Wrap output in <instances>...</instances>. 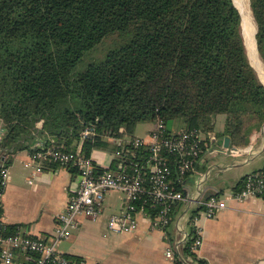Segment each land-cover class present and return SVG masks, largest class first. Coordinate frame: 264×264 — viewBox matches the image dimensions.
Returning a JSON list of instances; mask_svg holds the SVG:
<instances>
[{
    "label": "trees",
    "instance_id": "16d2710c",
    "mask_svg": "<svg viewBox=\"0 0 264 264\" xmlns=\"http://www.w3.org/2000/svg\"><path fill=\"white\" fill-rule=\"evenodd\" d=\"M250 7L264 62V0ZM112 36L120 42L88 61ZM260 79L234 0H0V162L10 166L41 139L67 151L82 143L87 157L117 151L122 145L112 139L123 142L158 119L171 135L180 128L207 134L218 115L226 118L221 143L229 137L247 148L264 126ZM89 127L96 134L84 138ZM175 169L173 186L184 192ZM17 230L0 225V236ZM193 240L183 248L188 264H206Z\"/></svg>",
    "mask_w": 264,
    "mask_h": 264
},
{
    "label": "crops",
    "instance_id": "0c3cea01",
    "mask_svg": "<svg viewBox=\"0 0 264 264\" xmlns=\"http://www.w3.org/2000/svg\"><path fill=\"white\" fill-rule=\"evenodd\" d=\"M225 120L224 115L216 117L214 130L205 136L203 155L181 186L185 193L194 197L208 195L209 198L219 194V197L228 199V209L212 219L199 215V223L195 226L193 204H182L176 209L173 223L166 231L140 218L135 232L117 234L109 229L108 221L125 210V197L120 195L118 211L114 212L113 198L106 195L101 217L91 220L81 216L71 236L58 244L59 251L84 259L86 264H172L167 256L169 247L183 234L191 235L201 229L202 246L197 257L206 264H264V200L230 199L234 188L247 174L264 169V126L252 135L250 152L240 149L234 154L230 150L224 152V140L220 141ZM153 129L142 138L148 139ZM2 135L0 121V137ZM211 135H216L218 140L213 141ZM114 152L96 149L92 156L103 170L115 169ZM28 156L25 150L11 157L3 194L2 221L20 226L33 238L52 240L57 217L66 210L70 192L78 187L77 174L61 166L53 169L47 164L43 171L33 175L34 171L26 167ZM228 184L232 190L230 194L224 190ZM20 256L17 255L13 264H26Z\"/></svg>",
    "mask_w": 264,
    "mask_h": 264
},
{
    "label": "built area",
    "instance_id": "2783aa9c",
    "mask_svg": "<svg viewBox=\"0 0 264 264\" xmlns=\"http://www.w3.org/2000/svg\"><path fill=\"white\" fill-rule=\"evenodd\" d=\"M156 123L148 139L132 137L123 142L112 139L116 145H122V149L114 152L115 169L108 168L102 172L93 156L83 154L82 143L75 151H67L55 145L54 141L41 139L32 146V152L26 150L29 155L26 167L34 171L33 175L43 171L47 164L57 163L66 169H75L78 187L70 192L66 210L57 217V229L52 240L33 238L25 234L20 226L16 233L0 236V264H13L18 253L29 257L28 264H86L84 259L66 257L59 251L58 244L71 236L81 216L91 220L101 217L105 196L110 191L121 192L125 197V210L111 216L108 221L109 229L117 234L135 232L140 218L166 231L173 223L176 209L182 204H193L195 226L199 223V215L212 219L228 209V199L214 195L208 199L202 195L194 197L177 190L171 180L173 163L181 183L195 169L204 153L206 133L197 128H181L171 135L162 119ZM95 134L94 127H89L83 132V137ZM211 139L217 141L218 137L211 135ZM243 149V152H250L249 147ZM229 150L237 154L240 149L238 152L230 148L223 151ZM8 178L9 167L0 162V208ZM29 182L32 183L31 180ZM247 198L264 200V169L247 174L242 186L230 195V199L235 201ZM136 202L140 205L136 206ZM0 225H4L2 220ZM201 233V229H197L194 235L183 234L169 247L167 256L172 264L189 263L183 248L192 237L191 250L198 254L202 246Z\"/></svg>",
    "mask_w": 264,
    "mask_h": 264
},
{
    "label": "rangeland",
    "instance_id": "374dc122",
    "mask_svg": "<svg viewBox=\"0 0 264 264\" xmlns=\"http://www.w3.org/2000/svg\"><path fill=\"white\" fill-rule=\"evenodd\" d=\"M235 2H236V4H238L239 7H242V6H245L246 8L249 7V10H250L251 16H252V18H251L252 21H251L249 30H250V33L254 34V41L256 42L255 34L257 31V27H256V23H255L252 11H251L250 0H236ZM243 30H244V38H245V42H246V46H247V35H246V30H245L244 24H243ZM120 40H121V38L119 36H112V37L108 38L96 51H94L89 56V58L87 60L88 61L100 60V59L104 58L105 55L107 54V52L110 49H112L117 42H120ZM256 46H257V44H256ZM248 56H249V59H250L252 65L256 68L259 77L261 78V80L264 83V62H263L262 58L260 57L259 52L258 51H256V52L252 51L251 53L248 52ZM156 122H145V123H141V124L137 125V127L134 130L133 136L134 137H145L146 134L151 129H153L157 126ZM182 129H184V128H182ZM130 138H132V136H130V135L126 137V139H130ZM224 190L226 191L227 194H230V192L232 191L231 189H229V184L225 185ZM120 195L122 197L123 194L121 192H118V191H110L107 194V197L113 198V201L115 203V206L113 207L114 212L118 211ZM62 249H64V247H62Z\"/></svg>",
    "mask_w": 264,
    "mask_h": 264
},
{
    "label": "bare ground",
    "instance_id": "6f19581e",
    "mask_svg": "<svg viewBox=\"0 0 264 264\" xmlns=\"http://www.w3.org/2000/svg\"><path fill=\"white\" fill-rule=\"evenodd\" d=\"M235 4H236V2H235ZM236 5L239 8V10L242 14V17H243V24H244V27L246 30V35H247V50L250 53L252 51L256 52L258 50H257L256 42L254 41V34L250 33V30H249V27H250V24L252 21V19H251L252 16H251V12L249 10V7H247V8L245 6L239 7L238 4H236Z\"/></svg>",
    "mask_w": 264,
    "mask_h": 264
},
{
    "label": "water",
    "instance_id": "95a60500",
    "mask_svg": "<svg viewBox=\"0 0 264 264\" xmlns=\"http://www.w3.org/2000/svg\"><path fill=\"white\" fill-rule=\"evenodd\" d=\"M256 34H257V31H256ZM256 34H255V37H256ZM256 43H257V39H256ZM258 47V46H257ZM223 145L225 148H230L233 152H238V148H236L235 146H233L231 144V140L229 137H225L224 138V142H223ZM205 199H208V195L205 196Z\"/></svg>",
    "mask_w": 264,
    "mask_h": 264
}]
</instances>
